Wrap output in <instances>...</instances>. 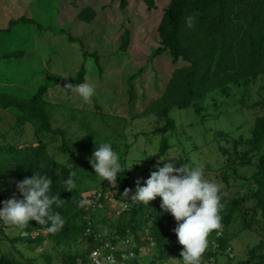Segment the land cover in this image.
<instances>
[{
	"label": "trees",
	"instance_id": "1",
	"mask_svg": "<svg viewBox=\"0 0 264 264\" xmlns=\"http://www.w3.org/2000/svg\"><path fill=\"white\" fill-rule=\"evenodd\" d=\"M84 1L83 5V0H68L60 5L59 11L67 6L70 10L67 15L74 24L89 27L100 16L95 7V1H98L100 10L108 15L119 33L123 51L130 49L132 29L129 25L134 19L143 17V22H149L145 30L138 33L136 44L131 47V61L144 64L136 66L138 63H128L122 77L124 92L130 102V119L133 121L148 116L155 119L152 135L161 138L156 159L164 156L171 147L165 135L176 129L171 116L174 109L194 108L201 113L207 109L206 100L210 92L219 89L229 95V90L235 87L247 93L251 85L260 78L264 79V0ZM150 11L158 17L155 31L151 28L155 17L148 19L143 15ZM189 17L192 27L187 26ZM29 22L37 24L27 15L10 18L8 23L0 26V34L20 23ZM70 38L76 39L71 34ZM167 57L171 59V64L170 68L165 66L167 71L162 78L158 75L161 68L155 67L158 61ZM147 65L156 73L147 84L152 96L144 86L140 87L141 90L137 87L139 82L136 79L141 77L145 69L142 67ZM86 73L87 68L82 65L76 74L78 84L84 83ZM48 90V85L41 84L32 95L26 96L15 86L0 87V109L11 112L16 120L8 131L0 127V201L10 198L13 193L19 197L15 181L31 177L34 171L47 173L52 180L53 194L59 193L63 200L59 208L53 205V211L63 216L65 224L56 233H48L47 236L40 233L33 238L31 234L34 231L47 229V225L30 220L22 229L16 226L20 234L11 241L40 245L50 239L57 248H62L59 253L61 264L86 263L91 251L105 239L115 243L126 239L130 241L129 246L136 254L123 264H143L142 260L145 264H158L171 257H180L181 260L180 246L183 245L179 244L173 231L177 224L174 217L163 213L158 201L152 200L148 205L132 203L133 191L126 181L130 169L118 175L117 186L113 190V196L128 206L118 210V205L112 204L106 197L111 194V184L109 181L103 183L104 180L96 175L88 160L98 147L97 143L109 140L94 141L90 130V133L74 139L69 128L57 123V106L46 99ZM237 101L241 105L245 103L244 98ZM214 106H217L216 102ZM253 107L258 114L262 113L256 119L254 148L250 155H236L233 163L225 165L227 171L221 174V180L227 190L221 192V203L224 205L220 212L221 227L210 233L209 246L201 257V264H264V239L249 251V259L236 263L218 261L231 250L232 230L254 229L255 224H259L264 231V98L253 103ZM59 114L68 116L64 111ZM102 120L110 125L103 115ZM87 125L89 129L88 122L83 123L82 128ZM27 128L32 129L31 134ZM12 130L15 131L13 136ZM19 130L25 133L27 140L17 136ZM117 136H113L115 140L110 143L122 165L129 167L126 159L130 147L123 144L119 149ZM86 141L89 144L87 147L79 146ZM149 167L151 171L155 170V165L150 164ZM71 172H75V186L66 191L63 181ZM233 187L236 191L229 192V189L233 191ZM126 189L131 190L127 195L124 193ZM91 191H95L94 194ZM82 200L87 201L84 206H80ZM110 203L114 213L111 218L107 216ZM3 236L6 234L0 226V241ZM141 244L155 247L157 254L150 261L147 255L139 256ZM0 264L22 263L0 254Z\"/></svg>",
	"mask_w": 264,
	"mask_h": 264
},
{
	"label": "rangeland",
	"instance_id": "2",
	"mask_svg": "<svg viewBox=\"0 0 264 264\" xmlns=\"http://www.w3.org/2000/svg\"><path fill=\"white\" fill-rule=\"evenodd\" d=\"M64 2L68 0H0V26L8 23L10 18L16 19L23 15L37 21V24L20 23L12 30L0 34V87L15 86L21 94L30 96L39 85H48L46 99L57 106V123L69 128L74 139L84 136L89 130L94 141L107 138L110 143L115 140L113 136L118 135L119 140L116 142L119 149H122L123 144L130 147L126 165H133L126 181L134 193L137 178H148L151 171L149 165L157 163L156 155L159 153L161 138L152 135L156 125L153 116L133 121L130 119V102L126 91L124 92L122 74L128 63H138L136 66L144 64L131 61V47L136 44L138 33L143 32L149 22H143V17L134 19L129 25L132 29L130 49L123 51L120 35L108 15L100 10L98 1H95V7L100 16L96 17L89 27H80L81 23L74 24L67 15L70 11L67 6L59 11ZM143 15L153 19L155 12L150 11ZM157 18L156 16L151 26L154 31ZM70 34L76 39L72 40ZM170 64L169 57L158 61L155 69L161 68L158 74L160 77H164L167 71L164 68H170ZM82 65L87 68L84 83H90L95 88V94L87 102L75 91L64 87L66 83L78 85L75 79ZM142 68L145 69L141 77L136 79L139 82L137 87L141 90L140 87L144 86L152 96L153 93L147 84L156 73L149 65ZM231 91L229 90V95L219 89L210 92L206 100L207 109L201 113H197L194 108L174 109L171 116L175 120L176 129L173 133L165 135L171 147L160 157L179 158L177 167L184 163H189L190 166L202 165L204 178L216 182L221 192L227 190L226 184L221 180V174L227 171L225 165L233 163L236 155H250L254 148L252 143L257 127L256 119L262 113L258 114L253 103L264 98V79L260 78L256 84L251 85L247 93L235 87ZM140 96L139 92L138 98ZM242 98L245 99L244 105L237 101ZM215 102L217 106H214ZM60 111L66 112L68 116L63 117L59 114ZM102 115L109 122V126L103 122ZM15 122V116L11 112L0 109V127L8 131ZM87 122L90 123L89 129L88 125L82 128V124ZM27 132L31 134L32 129L27 128ZM14 133L12 130L11 136ZM17 136L27 140L21 130ZM83 145L87 147L88 141L79 144L80 147ZM165 162L169 161H160L161 166ZM107 182L105 179L103 183ZM116 186L111 184L109 187L112 190L111 196ZM234 189L235 187L233 191L229 189V192H235ZM94 192L91 191V194ZM154 200L161 203L160 197ZM111 205L110 203L107 213L110 218L114 214ZM162 211L169 215L168 212ZM0 226L6 234L0 241V254L22 264H61L59 253L62 248H57L50 239L40 245L24 241L12 242L11 239L17 237L20 231L16 226L2 221ZM261 227L255 224L254 229L232 230L234 235L231 250L229 254L218 258V261L236 263L241 259H249V251L264 239ZM128 246L122 245L121 248L135 256V250ZM139 251L143 257L149 256V261L157 254L153 245L144 247V244H141ZM142 263L145 264V260H142ZM160 263L183 264L180 257L165 258Z\"/></svg>",
	"mask_w": 264,
	"mask_h": 264
},
{
	"label": "clouds",
	"instance_id": "3",
	"mask_svg": "<svg viewBox=\"0 0 264 264\" xmlns=\"http://www.w3.org/2000/svg\"><path fill=\"white\" fill-rule=\"evenodd\" d=\"M187 26L192 27L190 17L187 19ZM64 87L75 91L85 102L95 94L94 86L87 82L78 85L66 83ZM97 144L98 147L88 158L89 164L101 180L106 179L110 184L115 185L118 175L130 169L133 164L130 167L122 165L111 143ZM178 159L159 157L155 165L156 170L150 171L148 178H137L131 201L133 204L148 205L150 201L160 197L161 209L170 213L177 222L173 231L179 244L183 245L181 262L201 264V257L209 246L210 233L221 227L220 212L224 207L221 203V189L216 182L204 178L202 165L190 166L189 163H184L177 167ZM164 160L169 162L161 166L160 161ZM74 177L75 172H71L63 181L64 190L71 191L74 188ZM51 185L52 180L49 175L39 171H34L31 177L25 176L22 180L15 181L16 190L20 195L18 197L16 193H13L10 198L0 201L2 205L0 221L22 229L29 224L30 220H34L39 225H47L45 236L48 233L58 232L65 224V219L59 212L53 211V205L59 208L63 200L60 199L59 193L53 194ZM130 191L126 189L125 195ZM106 197L113 205L123 202L116 199L113 194ZM86 203V200H82L80 206ZM127 206V204L124 205V207ZM122 241H118L121 246L125 245ZM120 253L125 255V262L133 256V253L130 254L122 248Z\"/></svg>",
	"mask_w": 264,
	"mask_h": 264
},
{
	"label": "built area",
	"instance_id": "4",
	"mask_svg": "<svg viewBox=\"0 0 264 264\" xmlns=\"http://www.w3.org/2000/svg\"><path fill=\"white\" fill-rule=\"evenodd\" d=\"M118 210H123L125 207L124 202L115 203ZM40 233H47L46 230H42L39 232H33L32 237L36 238ZM101 237V236H100ZM125 245H129L130 241L126 239L122 241ZM121 244L119 242H111L109 239H105L102 244L97 246L94 250L91 251L88 261L84 264H123L125 263V255L120 253ZM183 249V246H180V254ZM182 260V257H181ZM183 263V261H182ZM161 264V263H158Z\"/></svg>",
	"mask_w": 264,
	"mask_h": 264
},
{
	"label": "crops",
	"instance_id": "5",
	"mask_svg": "<svg viewBox=\"0 0 264 264\" xmlns=\"http://www.w3.org/2000/svg\"><path fill=\"white\" fill-rule=\"evenodd\" d=\"M143 254H140L139 256H142Z\"/></svg>",
	"mask_w": 264,
	"mask_h": 264
}]
</instances>
